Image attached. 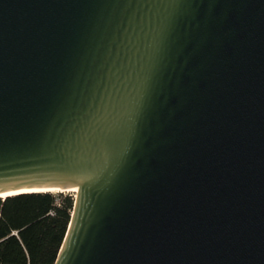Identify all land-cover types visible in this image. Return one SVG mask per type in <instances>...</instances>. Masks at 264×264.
<instances>
[{
    "label": "water",
    "instance_id": "95a60500",
    "mask_svg": "<svg viewBox=\"0 0 264 264\" xmlns=\"http://www.w3.org/2000/svg\"><path fill=\"white\" fill-rule=\"evenodd\" d=\"M74 188L54 264H264V0H0V197Z\"/></svg>",
    "mask_w": 264,
    "mask_h": 264
},
{
    "label": "trees",
    "instance_id": "16d2710c",
    "mask_svg": "<svg viewBox=\"0 0 264 264\" xmlns=\"http://www.w3.org/2000/svg\"><path fill=\"white\" fill-rule=\"evenodd\" d=\"M74 203V191L0 197V264H54Z\"/></svg>",
    "mask_w": 264,
    "mask_h": 264
},
{
    "label": "bare ground",
    "instance_id": "6f19581e",
    "mask_svg": "<svg viewBox=\"0 0 264 264\" xmlns=\"http://www.w3.org/2000/svg\"><path fill=\"white\" fill-rule=\"evenodd\" d=\"M77 190V188H74V190L73 191H76ZM55 191H57V190H55Z\"/></svg>",
    "mask_w": 264,
    "mask_h": 264
},
{
    "label": "rangeland",
    "instance_id": "374dc122",
    "mask_svg": "<svg viewBox=\"0 0 264 264\" xmlns=\"http://www.w3.org/2000/svg\"><path fill=\"white\" fill-rule=\"evenodd\" d=\"M74 195H75V191H74Z\"/></svg>",
    "mask_w": 264,
    "mask_h": 264
}]
</instances>
